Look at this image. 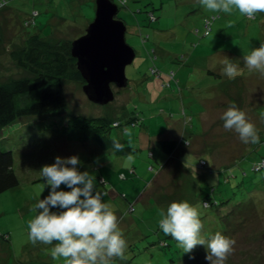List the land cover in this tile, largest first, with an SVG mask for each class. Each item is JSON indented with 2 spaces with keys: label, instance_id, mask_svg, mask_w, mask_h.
<instances>
[{
  "label": "rangeland",
  "instance_id": "rangeland-1",
  "mask_svg": "<svg viewBox=\"0 0 264 264\" xmlns=\"http://www.w3.org/2000/svg\"><path fill=\"white\" fill-rule=\"evenodd\" d=\"M115 2L136 51L126 67L128 85H112L114 100L99 104L84 83L66 79L64 112L21 117L1 133L20 183L0 193V264H61L50 255L56 242L33 244L27 228L36 199L49 192L40 169L57 155H77L80 170L94 174L97 190L107 193L103 200L127 241V258L113 257L112 264H209L204 246L183 253L158 226L161 210L180 200L198 209L202 235L219 231L235 239L225 264H264V168H252L264 157V75L243 64V55L264 42V13H213L199 0ZM95 15L96 0H0V82L34 75L15 57L34 35L73 41ZM226 57L242 75L222 73ZM233 103L255 125L259 143L244 144L223 127L221 116ZM74 115L118 121L108 135L132 151L77 140ZM158 139L177 143L170 152Z\"/></svg>",
  "mask_w": 264,
  "mask_h": 264
},
{
  "label": "clouds",
  "instance_id": "clouds-1",
  "mask_svg": "<svg viewBox=\"0 0 264 264\" xmlns=\"http://www.w3.org/2000/svg\"><path fill=\"white\" fill-rule=\"evenodd\" d=\"M200 5L213 12L252 17L264 13V0H199ZM222 73L229 79L242 75L238 63L226 57ZM243 64L249 72L264 75V42L243 55ZM221 119L226 130H235L244 144L260 142L255 125L246 113L234 103L223 112ZM124 145L113 140V149L123 150ZM77 155H57L51 164L44 165L41 177L49 192L41 193L32 206L36 213L27 222L28 238L35 244L53 245L50 255L61 264H112V258L126 259L127 241L118 225L115 210L103 200L97 190L96 177L89 171H81ZM64 185L65 189L61 188ZM158 226L167 236L178 242L183 253L202 245L209 264H225L234 251L236 241L222 232L205 237L201 234L202 221L198 209L188 201H173L166 211L161 210Z\"/></svg>",
  "mask_w": 264,
  "mask_h": 264
},
{
  "label": "trees",
  "instance_id": "trees-1",
  "mask_svg": "<svg viewBox=\"0 0 264 264\" xmlns=\"http://www.w3.org/2000/svg\"><path fill=\"white\" fill-rule=\"evenodd\" d=\"M151 19H157L154 13ZM148 37V35L145 36L144 40ZM71 43L72 41L67 40L52 43L34 35L27 47L15 51L18 64L30 70L34 75L0 82V139L4 127L21 117L55 114L67 109L63 81L68 79L85 83L77 67L76 58L72 55ZM73 117L70 121H75L72 125L74 130H77L75 131L77 140H96L103 150L113 147V140L117 139H111L108 130L112 124L117 126L118 123L119 126L118 121H111L107 117L91 119L82 115ZM118 141L123 144L121 139ZM176 143L175 140H168V142L161 140L158 145L172 152ZM115 151L128 153L132 151V148L124 146L123 150ZM252 168L254 171L262 170L264 157L254 163ZM19 183L15 170V153L12 149H2L0 144V193L16 187ZM214 203L218 205L217 201ZM211 205L210 203V207ZM241 206L237 207L241 209Z\"/></svg>",
  "mask_w": 264,
  "mask_h": 264
},
{
  "label": "water",
  "instance_id": "water-1",
  "mask_svg": "<svg viewBox=\"0 0 264 264\" xmlns=\"http://www.w3.org/2000/svg\"><path fill=\"white\" fill-rule=\"evenodd\" d=\"M115 0H96V15L86 33L72 41L71 52L84 78L88 98L107 104L115 98L112 85H128L127 65L134 61L135 49L127 42V25L118 17Z\"/></svg>",
  "mask_w": 264,
  "mask_h": 264
},
{
  "label": "crops",
  "instance_id": "crops-1",
  "mask_svg": "<svg viewBox=\"0 0 264 264\" xmlns=\"http://www.w3.org/2000/svg\"><path fill=\"white\" fill-rule=\"evenodd\" d=\"M161 140H164V139H158V140H156V143L158 144L159 143V141H161ZM166 141V140H165ZM167 142V141H166ZM164 149H166V148H164ZM168 150V149H167Z\"/></svg>",
  "mask_w": 264,
  "mask_h": 264
},
{
  "label": "built area",
  "instance_id": "built-area-1",
  "mask_svg": "<svg viewBox=\"0 0 264 264\" xmlns=\"http://www.w3.org/2000/svg\"><path fill=\"white\" fill-rule=\"evenodd\" d=\"M122 1V4H124L126 2V0H121Z\"/></svg>",
  "mask_w": 264,
  "mask_h": 264
},
{
  "label": "flooded vegetation",
  "instance_id": "flooded-vegetation-1",
  "mask_svg": "<svg viewBox=\"0 0 264 264\" xmlns=\"http://www.w3.org/2000/svg\"><path fill=\"white\" fill-rule=\"evenodd\" d=\"M115 85V84H114ZM116 86V85H115Z\"/></svg>",
  "mask_w": 264,
  "mask_h": 264
}]
</instances>
